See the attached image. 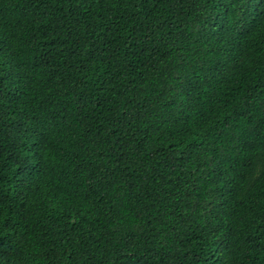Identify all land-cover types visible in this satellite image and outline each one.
<instances>
[{
	"label": "trees",
	"instance_id": "1",
	"mask_svg": "<svg viewBox=\"0 0 264 264\" xmlns=\"http://www.w3.org/2000/svg\"><path fill=\"white\" fill-rule=\"evenodd\" d=\"M0 264H264V7L0 0Z\"/></svg>",
	"mask_w": 264,
	"mask_h": 264
},
{
	"label": "snow or ice",
	"instance_id": "2",
	"mask_svg": "<svg viewBox=\"0 0 264 264\" xmlns=\"http://www.w3.org/2000/svg\"><path fill=\"white\" fill-rule=\"evenodd\" d=\"M246 2L249 5V8H251L254 4V0H246ZM255 6L264 7V0H255ZM238 27L241 36L246 35L248 33L247 15H243L238 19Z\"/></svg>",
	"mask_w": 264,
	"mask_h": 264
}]
</instances>
